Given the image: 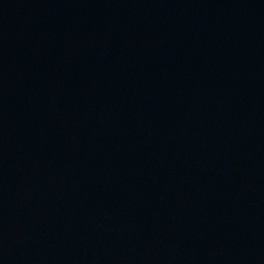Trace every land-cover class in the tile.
<instances>
[{"label": "water", "instance_id": "obj_1", "mask_svg": "<svg viewBox=\"0 0 264 264\" xmlns=\"http://www.w3.org/2000/svg\"><path fill=\"white\" fill-rule=\"evenodd\" d=\"M0 264H264V0H0Z\"/></svg>", "mask_w": 264, "mask_h": 264}]
</instances>
